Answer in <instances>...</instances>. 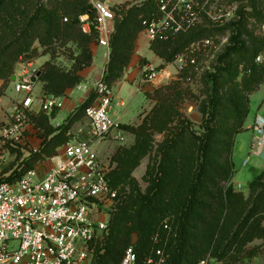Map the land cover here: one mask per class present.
I'll return each mask as SVG.
<instances>
[{
  "label": "trees",
  "instance_id": "16d2710c",
  "mask_svg": "<svg viewBox=\"0 0 264 264\" xmlns=\"http://www.w3.org/2000/svg\"><path fill=\"white\" fill-rule=\"evenodd\" d=\"M161 1L148 0L136 5L126 2L123 5L131 6L126 12L114 8L119 18L115 21L110 61L105 73V82L111 89L123 79L135 55L137 38L146 28L145 22L159 18ZM87 14L92 19L94 9L89 0H0V82L6 85L11 80L16 63L34 53L33 45L38 42L53 58L58 44L73 43L80 51L72 55L73 66L68 71L59 68L52 60L43 66L39 81L43 84L44 96L63 97L82 84L85 80L83 72L93 64L91 46L97 44L95 32L87 35L82 31L80 19ZM241 16L239 22L229 26L232 35L229 46L219 57V66L207 75L211 92L200 111L203 132H189L183 124L178 133L167 139L165 149L161 148L159 153V163L149 172L150 185L144 193L131 174L150 150V139L144 132L146 123L158 120V126L163 128L170 119L173 100L183 94L171 90L156 98L159 105L151 118H145L141 127L120 126L121 130L135 132L139 142L134 149L120 150L116 156L118 169L109 181L114 188L119 190L121 187V202L110 221L109 236L103 244L96 246L92 264H120L130 246H134L138 264H142L153 250L152 239L160 227L163 229L168 214L175 217L172 226L177 237L171 238L166 248L169 255L167 264H198L209 254L220 264H237L244 255L248 259L256 255V252L247 250V245L257 237L262 238L263 234L260 225L264 219V171L251 183V195L246 201L240 199L232 186L225 190L221 187L232 177V165L227 156L232 153L235 136L242 131L250 114L247 96L225 102L219 92L224 75L237 77L239 73H232L228 62L237 56L238 63H244L245 70L251 73L245 80V89L249 93L257 91L264 80V64L256 63V58L264 51V39L253 37L246 29L245 15L242 13ZM251 18L264 25V13L256 7ZM196 29L167 40L158 38L151 42L150 49L166 64L172 63L195 40L204 36L205 32ZM244 35L249 42L243 39ZM4 89L5 86L0 87V97ZM146 96L150 98L149 94ZM95 99L96 94L92 92L59 127L51 124L57 110L31 117L38 137L43 140L42 145L37 152L30 151L23 160V170H16L5 179L16 181L53 157L71 140L72 127L85 116ZM224 103L231 108L234 120L226 134L219 125ZM186 131L198 143L190 169L185 167V155L180 152ZM12 152L19 154L21 159L20 149H12ZM126 186L130 192L124 195ZM236 201L240 205L237 206ZM134 235L138 239L133 244Z\"/></svg>",
  "mask_w": 264,
  "mask_h": 264
},
{
  "label": "built area",
  "instance_id": "2783aa9c",
  "mask_svg": "<svg viewBox=\"0 0 264 264\" xmlns=\"http://www.w3.org/2000/svg\"><path fill=\"white\" fill-rule=\"evenodd\" d=\"M193 0H162L159 18L145 22L144 33L152 42L188 33L196 26L197 11ZM94 9L81 17L82 31L96 33L97 45L111 54V38L117 14L112 6L91 0ZM181 67L183 54L176 58ZM264 64V53L256 58ZM106 68L93 85L82 83L77 90L96 99L85 112L92 128V139L73 140L58 149L42 169L26 172L16 181L0 182V264H92L97 244L109 236L112 215L121 202L119 190L109 181V168L94 148L93 139H104L113 133L121 138L120 122L112 115L113 90L105 82ZM36 70L23 66L15 76L14 89L23 99L4 106L0 98V147L29 148L27 133L31 117L40 112L52 113L63 108L61 97H34ZM141 83L154 82L158 76L151 65L142 67ZM87 96V97H88ZM122 139V138H121ZM30 149V148H29ZM36 152L37 150H31ZM264 151V117L253 122L251 155L261 158ZM249 159L243 165L247 166ZM7 176L6 178H8ZM241 188V186H239ZM177 237L171 222L152 239L153 250L142 264H167V246ZM210 256L198 264H211ZM120 264H138L134 246H130Z\"/></svg>",
  "mask_w": 264,
  "mask_h": 264
},
{
  "label": "rangeland",
  "instance_id": "374dc122",
  "mask_svg": "<svg viewBox=\"0 0 264 264\" xmlns=\"http://www.w3.org/2000/svg\"><path fill=\"white\" fill-rule=\"evenodd\" d=\"M127 1L128 0H107L110 6L123 12H126L131 6L117 5L124 4ZM145 1L148 0H131L130 4L136 5ZM89 2H91V0H89ZM192 4L198 15L194 28L197 27L196 30L203 31L205 34L201 38L199 37L195 40L182 53L185 56L186 64L181 67L176 63L175 59L174 62L169 64L162 61L163 63L160 65H155L145 59H141L139 65L141 67L150 64L153 65L154 68H156L158 78L153 83H141V77H139L140 83L137 81L133 84H125L118 94L115 89L113 91L116 100H123L127 107L118 109L114 101L112 105V115L118 114L122 117L121 126L126 125L133 128L141 127L145 118H151L153 110L159 105L156 98L160 95H164L171 90H176L183 94L180 98L178 97L173 100L169 111L170 119L164 124L163 128L158 126V120H155L153 123H146L144 132L149 136L150 150L147 155L140 160L139 165L131 174V178L136 181L139 189L143 193L150 185L149 172H151L155 164L159 163L161 159L159 153L161 152V148L165 147L167 139L171 138L172 134L178 133V129H180L183 124L185 129L189 132L190 130L197 133L203 132L202 114L200 111L203 103L207 101L211 92V84H208L207 75L216 71L219 66V57L229 46V39L232 35L231 29L229 28L230 24L239 22L242 17L241 14L243 13L245 15L244 23L246 24L247 31L253 37L264 39V25L251 18L254 7H256L258 11L264 13V0H193ZM243 39L249 42L247 35H244ZM94 45L95 44L91 46V49ZM32 49L35 51L34 53L28 54L29 58L25 56L16 63L13 76L18 75L23 66H31L33 70H36V75L38 72H41L42 75L43 66L51 60L62 70L68 71L73 66V61L71 59L72 55L80 53L79 49L73 43H68L64 46L63 44L55 46L56 57L54 58L51 54L45 53L46 49L42 48L38 42L33 45ZM262 53H264V51H262L261 54ZM150 57L153 58L152 55ZM109 61L110 58H106V69ZM144 61L145 64L143 65ZM238 61L239 57L235 56L228 62V66L232 68V73H239L237 77L224 75L220 82L219 92L225 99V102L230 99L237 100L241 96H247L250 105V114L242 131L235 136L236 142L232 148V153L229 157L227 156L232 165V177L228 182H223L221 187L225 190L229 186H232L235 193L241 197L240 199L246 201L251 195V183L264 171V160L251 155L253 139H251V136L249 138V135L241 136V134L247 130V122L250 123L256 113L264 117V80L256 88V90H258L254 93L246 91L245 80L250 78L251 73L245 70L244 63H238ZM39 80L40 78L35 83L34 90V97L37 101L45 97L43 93V84ZM89 80L87 77L83 83ZM13 83L12 78L6 85L4 82H0V87L5 86L4 94L0 97L3 100L4 106H11L23 99V95L15 92ZM146 94H149L150 98H148ZM73 96L83 98L85 95L76 89L73 91ZM63 113H65V111L61 109L54 123L60 122ZM163 114L164 113H162L161 116H163ZM189 123L190 125L187 127ZM233 124L232 110L228 104H225L221 111L219 125L226 134ZM188 131H186V137L181 141L180 152L185 155V167L190 169L192 164H194L192 157L196 156L198 143L188 135ZM230 132L231 130L229 134ZM117 137L118 135L113 133L104 139H98V141L93 139L95 142L94 148L109 168L110 178L113 172L118 169V162L116 161L118 152L120 150H132L139 142L135 132L121 130L122 139H117ZM69 138L71 139L69 142L73 140L82 141L92 139V128L86 116L72 127ZM222 139H224V135ZM164 149L165 148H163V150ZM30 151L31 149L25 147L23 151L21 150L23 155L21 159H19V154H14L12 149L8 150L7 147L1 146L0 179L10 176L13 172H16V170H23L22 162L29 156ZM247 159H249V164L244 166L243 163ZM223 161L225 162L226 159ZM45 162H47V160ZM42 166L44 167L43 163ZM239 186H241V188ZM119 190L121 191V187H119ZM129 192V187L126 186L123 194H129ZM166 202L167 201H165V203ZM236 204L238 206L240 202L236 201ZM113 216L114 214L112 218ZM165 221L174 224V215L168 214L164 222ZM260 228L263 230V234L261 235L262 238L257 237L247 245V250L256 252V255L250 259L246 258V255H244L243 260L237 264H264V219L261 221ZM161 230L160 227L157 233ZM137 239L138 236L134 235L132 243H136ZM208 256H210V254L206 257ZM211 264L220 263L212 259Z\"/></svg>",
  "mask_w": 264,
  "mask_h": 264
},
{
  "label": "crops",
  "instance_id": "0c3cea01",
  "mask_svg": "<svg viewBox=\"0 0 264 264\" xmlns=\"http://www.w3.org/2000/svg\"><path fill=\"white\" fill-rule=\"evenodd\" d=\"M102 2V0H100ZM131 0H128L127 2H130ZM105 3H108L107 0H104ZM109 4V3H108ZM125 4V3H124ZM123 4L117 5V6H121ZM151 46V41L149 40L148 36L142 32L136 41V49H135V55L133 56V59L128 67V69L126 70L124 77L121 81H119L118 83H116L112 90L114 91V89L116 90L117 94L121 92V88L124 87L125 84H133L135 82L138 81V83H140V75H141V66L140 61L141 59H145L155 65H160L162 62V60L157 57L153 51H151L150 49ZM93 50V64L90 68H88L87 70H85L83 72V77L85 79H87L89 81H86L87 84L89 85H93L96 80L99 78V75L102 73L103 69L105 68V62H106V58H107V51L106 49L98 46L97 44H95L92 47ZM152 55L153 58H151L150 56ZM151 65V64H150ZM153 66V65H151ZM154 67V66H153ZM139 79V80H138ZM139 85V84H138ZM76 90L72 89L69 90L65 96L61 97L62 102H63V108L62 110L65 111V113H63V117H61V120L59 123H54V121H56V118L59 116V112L60 110H57L56 113V117L54 119L51 120V124L54 127H59L62 126L65 123V120L67 119V117L74 112L87 98V94L84 93V97L80 98L77 96H73V91ZM114 103L116 104V108L118 109H124L127 107L126 103L123 100H116V97H114ZM9 106V105H8ZM47 114H51V113H47ZM256 115H258L257 113L255 114L253 120L248 123L247 122V130H245L244 133L241 134V136H248L251 139H253V122L254 119L256 117ZM260 115V114H259ZM114 116L117 118V120H119L120 124H121V116L118 114H114ZM42 139H40L38 137V130L31 125L29 127L28 133H27V142L29 144V148L31 150H39L41 145H42ZM60 149V148H59ZM36 151V152H37ZM38 169H42V165L38 167Z\"/></svg>",
  "mask_w": 264,
  "mask_h": 264
},
{
  "label": "water",
  "instance_id": "95a60500",
  "mask_svg": "<svg viewBox=\"0 0 264 264\" xmlns=\"http://www.w3.org/2000/svg\"><path fill=\"white\" fill-rule=\"evenodd\" d=\"M102 2H104V0H102ZM26 58H29V55H26ZM41 76V72H38V74L36 75V77L33 78V83H36L37 80L40 78ZM12 81H15V76L12 77ZM261 159L264 160V151L261 154Z\"/></svg>",
  "mask_w": 264,
  "mask_h": 264
}]
</instances>
